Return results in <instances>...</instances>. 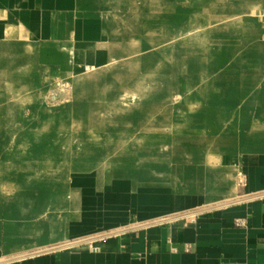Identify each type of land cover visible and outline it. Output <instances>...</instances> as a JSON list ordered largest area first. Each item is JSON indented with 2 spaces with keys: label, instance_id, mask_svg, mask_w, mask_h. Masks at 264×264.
I'll list each match as a JSON object with an SVG mask.
<instances>
[{
  "label": "rangeland",
  "instance_id": "374dc122",
  "mask_svg": "<svg viewBox=\"0 0 264 264\" xmlns=\"http://www.w3.org/2000/svg\"><path fill=\"white\" fill-rule=\"evenodd\" d=\"M87 4L102 20L105 64L0 79V200L77 170H160L162 178L183 163L170 154L196 167L264 150V0Z\"/></svg>",
  "mask_w": 264,
  "mask_h": 264
},
{
  "label": "crops",
  "instance_id": "0c3cea01",
  "mask_svg": "<svg viewBox=\"0 0 264 264\" xmlns=\"http://www.w3.org/2000/svg\"><path fill=\"white\" fill-rule=\"evenodd\" d=\"M98 15L87 0H0V79L105 64ZM169 157L183 163L162 178L77 170L0 200V264H264V150Z\"/></svg>",
  "mask_w": 264,
  "mask_h": 264
},
{
  "label": "built area",
  "instance_id": "2783aa9c",
  "mask_svg": "<svg viewBox=\"0 0 264 264\" xmlns=\"http://www.w3.org/2000/svg\"><path fill=\"white\" fill-rule=\"evenodd\" d=\"M92 240L87 241L86 243L90 244Z\"/></svg>",
  "mask_w": 264,
  "mask_h": 264
}]
</instances>
